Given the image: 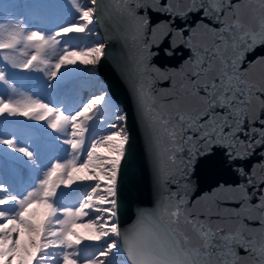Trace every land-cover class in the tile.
I'll use <instances>...</instances> for the list:
<instances>
[{
  "label": "snow or ice",
  "instance_id": "obj_1",
  "mask_svg": "<svg viewBox=\"0 0 264 264\" xmlns=\"http://www.w3.org/2000/svg\"><path fill=\"white\" fill-rule=\"evenodd\" d=\"M16 7L28 15L0 21V264H264V0ZM139 9L169 16L151 27L150 40ZM113 13L141 44L130 69L119 71L157 193L155 207L138 208L124 229L129 116L96 76L105 43H85L102 14ZM193 13L205 19L188 23ZM166 39V55L186 50L178 68L150 64L151 45ZM82 75L96 91L76 103L70 93ZM157 80L169 86L156 91ZM216 148L241 182L218 183L193 200L188 177ZM257 149V163L233 167Z\"/></svg>",
  "mask_w": 264,
  "mask_h": 264
},
{
  "label": "water",
  "instance_id": "obj_2",
  "mask_svg": "<svg viewBox=\"0 0 264 264\" xmlns=\"http://www.w3.org/2000/svg\"><path fill=\"white\" fill-rule=\"evenodd\" d=\"M241 2L255 5L256 0H241ZM104 3L112 5L114 0H104ZM137 11L139 14H144L147 11L149 16L150 26L149 32L144 37L145 40L151 39V27L169 19L168 14L154 12L151 9H139ZM198 19L202 20L205 18L200 14H190L188 23ZM174 24L182 25L185 22L177 19ZM94 30L97 32L98 41L106 45L105 57L96 67L97 79L103 83L114 101L126 110L129 116L128 128L131 140L129 155L126 158L122 174V201L127 211L120 216L119 221L121 228L124 229L133 222L138 208L153 209L157 201V193L145 152L142 130L136 119L128 84L119 71V69H130L141 44L138 40L132 38L126 19L115 13L111 17L102 14V19L100 23L94 25ZM203 39L208 40L210 38L205 36ZM168 44H170V41L166 39L160 45H151L149 50L153 52V55L150 59V64L162 69L179 67L183 59L186 58V50L178 51L174 55L168 56L164 52ZM257 51L259 52L261 49H257ZM168 86V82L157 80L155 90L160 91ZM256 126L259 127V124L257 123ZM260 151V149H257L256 155L252 156L248 161H235L233 167L235 164L243 163L246 168H249L260 160ZM188 179L197 187V191L191 194V199L193 200L204 192H210L218 183L227 182L228 184H234L241 182V178L229 167V162L226 160L223 150L219 148L214 149L213 155L209 158L199 157ZM168 188L171 191H175L176 185L169 184ZM199 207L203 209L205 205L202 203ZM253 226H258V224H253ZM241 254L243 255L242 250Z\"/></svg>",
  "mask_w": 264,
  "mask_h": 264
},
{
  "label": "rangeland",
  "instance_id": "obj_3",
  "mask_svg": "<svg viewBox=\"0 0 264 264\" xmlns=\"http://www.w3.org/2000/svg\"><path fill=\"white\" fill-rule=\"evenodd\" d=\"M3 2L0 4V21H2L3 17H11V18H24V16H27L28 12L27 10L20 8V7H16V5H22L24 3L27 2V0H0V2ZM82 2L84 4H88V0H82ZM21 13H23V15H21ZM37 23V22H36ZM98 39H97V35H92L87 37L85 43H87L88 45H91L93 43H98ZM81 69L84 68V66H79ZM16 71V70H14ZM61 71H63V69H61ZM19 75H34V76H42V73H32V74H24V73H18ZM88 77L86 75H82L79 77V79H77L75 81V83L77 84V88L79 91V99H83V102H86L87 99L90 97V95L92 93H89L88 91L84 92V86L87 85L88 81ZM28 85L25 84V89H27ZM29 123H43V122H34V121H30ZM51 131V130H49ZM106 132V131H105ZM66 147V146H65ZM64 191H68L67 189H64ZM84 191V189H83Z\"/></svg>",
  "mask_w": 264,
  "mask_h": 264
},
{
  "label": "trees",
  "instance_id": "obj_4",
  "mask_svg": "<svg viewBox=\"0 0 264 264\" xmlns=\"http://www.w3.org/2000/svg\"><path fill=\"white\" fill-rule=\"evenodd\" d=\"M1 3H3L2 1L0 2V4ZM28 15V14H27ZM33 23H36V21H33ZM0 66H2V65H0ZM11 71H14V70H11ZM88 81H89V79H88ZM77 84L74 82V85H73V89H72V91H71V93H70V97H71V99L72 100H74L76 103H79V102H81V101H83V99L81 98V99H79V91H78V88H77V86H76ZM82 89H84V92L86 91H88L89 93H93L94 91H96V89H94L93 87H91L90 86V84H89V82H87V85H85L84 86V88H82ZM104 131H107V129L105 128V130ZM19 179H21V180H26L27 179V174L26 173H21L20 174V176H19ZM83 187L81 188V191H83Z\"/></svg>",
  "mask_w": 264,
  "mask_h": 264
}]
</instances>
